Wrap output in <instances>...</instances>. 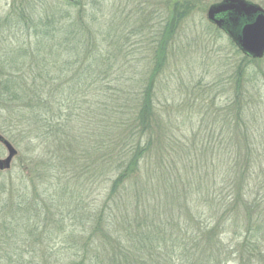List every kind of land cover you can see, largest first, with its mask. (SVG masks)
<instances>
[{
    "label": "trees",
    "instance_id": "1",
    "mask_svg": "<svg viewBox=\"0 0 264 264\" xmlns=\"http://www.w3.org/2000/svg\"><path fill=\"white\" fill-rule=\"evenodd\" d=\"M101 1L63 0L68 8L89 9L77 18L67 12L66 25L53 9L34 12L29 0L25 10L23 4L14 9V22L28 23L39 39L36 65L8 74L13 104L5 106L14 125L22 129L24 123L29 135L31 124H46L52 162L39 166V179L56 184L54 195L40 200L42 209L26 196L16 206L3 200L1 211L13 216L0 225V244L2 238L8 242V231L31 241V261L18 255L15 264H264V196L252 189H264V136L262 141L250 133L242 119L241 84L232 81L234 92L221 108V148L211 149L221 150L220 163L213 164V151L202 168L186 162L189 148L158 151L151 108L158 58L150 57L151 69L136 82L135 66L113 69L121 56L109 51V34L94 26ZM243 72L236 66L237 77ZM236 122L242 131L230 134ZM89 127L93 140L87 146ZM197 151L191 156H200ZM176 159H185L181 169ZM52 204L65 213L50 214Z\"/></svg>",
    "mask_w": 264,
    "mask_h": 264
},
{
    "label": "rangeland",
    "instance_id": "2",
    "mask_svg": "<svg viewBox=\"0 0 264 264\" xmlns=\"http://www.w3.org/2000/svg\"><path fill=\"white\" fill-rule=\"evenodd\" d=\"M26 1L0 0V134L17 150L10 168L0 171V206L4 199L3 205L16 206L26 196L36 199L39 208L42 209L43 204L40 200L54 195L56 181L39 179L41 178L39 166L43 162H52L50 148H53L54 144L48 137L49 131L45 132L46 124L42 123L43 126L31 124L33 133L29 135L24 123L22 129L14 125L6 108L13 104L10 102L12 97L8 90L10 83L5 82L9 79L8 74H14L20 66L24 70L36 65L32 63L36 62L32 55L35 54L33 51L38 49L35 42L39 38L34 36L32 29L27 30L28 23L23 21L21 26L14 22L18 18L17 10L14 9L23 4L25 10ZM62 1L29 0L35 7L34 12L39 11L43 14V11L53 9L58 16L56 19L61 17L62 24L65 25L67 19L64 15L67 12L72 14L73 18H77L81 10L89 11L88 6L68 8ZM221 1L102 0L96 6L94 15V26L99 32L105 31L109 34L108 40L111 43L109 51H112L113 55L121 56L120 63L115 64L113 69L121 66L129 68L133 65L136 67L133 82L140 81L142 76L143 79L145 77L143 72L151 69L150 57L157 56L155 70L158 73L154 83L155 98L151 107L152 118L155 121L152 126L153 148H157L158 151L163 148H189L185 153L189 154L186 155V162L190 166L200 168L206 163L209 165V153L213 151L212 148H221L219 143L221 108L229 102L226 98L234 92L232 81L235 83L236 80L238 87L241 84V102L243 101L245 106L241 115L247 126H250L249 132L257 137L261 136L262 141L264 136V57L256 60L247 59L221 30L207 20L208 8ZM245 1L264 10V0ZM83 16L86 18L85 21L90 18L88 13ZM59 39L54 43L57 44ZM40 50L45 51L44 48ZM235 50L240 54L237 55ZM164 60L163 67L161 65ZM236 66L244 70L240 78L236 76ZM228 83L231 85L227 86ZM226 88L230 91L229 94L224 93ZM87 99L92 102L91 95ZM86 106L89 107L88 111L92 109L90 103ZM27 116L24 117L28 119ZM16 117L21 119L17 112ZM45 117L51 120V113ZM42 121L47 122L44 118ZM90 128L84 133L89 135L84 143L87 146L93 140ZM240 128L236 122L234 126H230V134H235ZM240 131L242 129L238 132ZM259 147H261L259 153L264 155V143ZM195 150H198L200 156L192 157L196 152L191 156ZM213 152L215 153L213 164L216 165L221 162V150ZM178 155H181L180 151ZM6 156V150L0 145V159ZM181 160H175V165L179 169L183 166ZM190 160L192 161L189 162ZM261 169L264 173V164ZM48 172L54 173L49 170ZM258 187L252 185V189L258 193L255 196L263 197L264 189L259 190ZM51 208L50 214L62 209L65 213V207L62 208V205L52 204ZM12 216L11 212L0 209V225L3 221L11 222ZM44 224L51 226L52 223ZM20 235L19 239L17 235L12 236L11 231H8L6 237L8 242L2 238L4 243L0 244V264H15L18 255L23 257V262L31 261L32 256L27 247L31 241L24 242L21 239H25L26 236ZM57 242L55 237L52 241L54 251L58 248ZM21 251H24V254H20Z\"/></svg>",
    "mask_w": 264,
    "mask_h": 264
},
{
    "label": "water",
    "instance_id": "3",
    "mask_svg": "<svg viewBox=\"0 0 264 264\" xmlns=\"http://www.w3.org/2000/svg\"><path fill=\"white\" fill-rule=\"evenodd\" d=\"M207 20L221 30L242 55L250 59L264 57V10L245 0H222L207 10ZM0 145L7 156L0 159V171L10 168L17 150L0 134Z\"/></svg>",
    "mask_w": 264,
    "mask_h": 264
}]
</instances>
